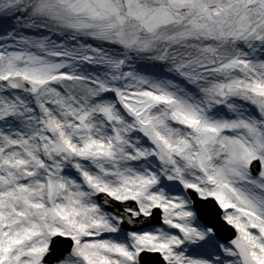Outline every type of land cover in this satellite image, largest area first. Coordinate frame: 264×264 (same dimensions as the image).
<instances>
[{
    "label": "snow or ice",
    "instance_id": "obj_1",
    "mask_svg": "<svg viewBox=\"0 0 264 264\" xmlns=\"http://www.w3.org/2000/svg\"><path fill=\"white\" fill-rule=\"evenodd\" d=\"M0 264H264V0H0Z\"/></svg>",
    "mask_w": 264,
    "mask_h": 264
}]
</instances>
